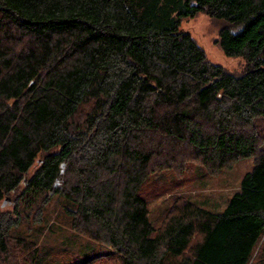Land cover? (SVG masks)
<instances>
[{
    "label": "trees",
    "instance_id": "obj_1",
    "mask_svg": "<svg viewBox=\"0 0 264 264\" xmlns=\"http://www.w3.org/2000/svg\"><path fill=\"white\" fill-rule=\"evenodd\" d=\"M200 13L225 23L217 43L241 73L181 29ZM257 120L264 0H0V264L19 209L56 195L71 228L108 249L78 264H264ZM178 149L208 170L255 163L222 212L184 201L155 230L141 189Z\"/></svg>",
    "mask_w": 264,
    "mask_h": 264
},
{
    "label": "rangeland",
    "instance_id": "obj_2",
    "mask_svg": "<svg viewBox=\"0 0 264 264\" xmlns=\"http://www.w3.org/2000/svg\"><path fill=\"white\" fill-rule=\"evenodd\" d=\"M225 25L222 21L200 13L184 19L181 29L189 33L206 55L207 60L231 73H241L245 61L240 57L226 56L218 45V34ZM252 130L264 138V120L255 121ZM177 165L157 171L144 183L141 194L148 202L149 220L155 230L162 227L177 205L189 201L205 210L220 213L231 197L239 191L244 175L254 166V158L239 159L222 170H208L189 152H174ZM15 196L8 198L4 211L13 209ZM10 204V205H9ZM71 203L56 195L41 212L23 210L22 221L9 231L11 264H30L31 247L37 248L41 264H78L88 258L106 255L108 249L71 228L67 209ZM257 247L253 258L258 254ZM96 264H119L117 259H100Z\"/></svg>",
    "mask_w": 264,
    "mask_h": 264
},
{
    "label": "water",
    "instance_id": "obj_3",
    "mask_svg": "<svg viewBox=\"0 0 264 264\" xmlns=\"http://www.w3.org/2000/svg\"><path fill=\"white\" fill-rule=\"evenodd\" d=\"M5 202H3L2 206L4 205Z\"/></svg>",
    "mask_w": 264,
    "mask_h": 264
}]
</instances>
